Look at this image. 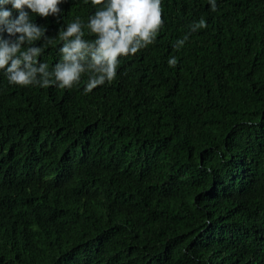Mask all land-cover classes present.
Wrapping results in <instances>:
<instances>
[{"label":"trees","instance_id":"trees-1","mask_svg":"<svg viewBox=\"0 0 264 264\" xmlns=\"http://www.w3.org/2000/svg\"><path fill=\"white\" fill-rule=\"evenodd\" d=\"M161 3L154 43L88 94L87 75L0 71V264H264V0ZM60 8L33 17L50 69L58 32L95 11Z\"/></svg>","mask_w":264,"mask_h":264},{"label":"clouds","instance_id":"clouds-1","mask_svg":"<svg viewBox=\"0 0 264 264\" xmlns=\"http://www.w3.org/2000/svg\"><path fill=\"white\" fill-rule=\"evenodd\" d=\"M66 0H0V71L10 85L72 89L87 75L84 94L112 82L121 57L134 56L153 44L164 21L161 0H90L94 13L84 23L79 16L58 32L59 61L52 69L38 60L54 42L47 29L33 17H58ZM216 11V0H209ZM87 4L88 0H84ZM11 5L10 8L6 7ZM13 12L17 15L14 17ZM204 19L189 26V32L176 41L180 49L191 33L206 28ZM87 30V33L86 31ZM93 37L85 39V35ZM40 41V46L36 42ZM177 64L175 57L168 60Z\"/></svg>","mask_w":264,"mask_h":264}]
</instances>
